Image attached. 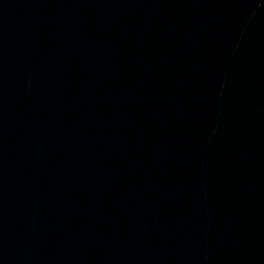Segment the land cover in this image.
<instances>
[{
  "label": "water",
  "instance_id": "95a60500",
  "mask_svg": "<svg viewBox=\"0 0 264 264\" xmlns=\"http://www.w3.org/2000/svg\"><path fill=\"white\" fill-rule=\"evenodd\" d=\"M0 264H264V0H0Z\"/></svg>",
  "mask_w": 264,
  "mask_h": 264
}]
</instances>
